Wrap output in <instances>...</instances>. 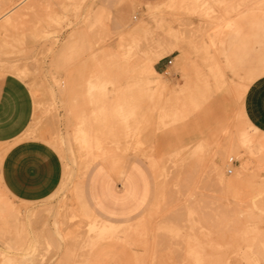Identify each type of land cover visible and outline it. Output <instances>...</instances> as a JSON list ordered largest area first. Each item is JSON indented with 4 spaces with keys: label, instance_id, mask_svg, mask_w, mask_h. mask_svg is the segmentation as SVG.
<instances>
[{
    "label": "rangeland",
    "instance_id": "rangeland-1",
    "mask_svg": "<svg viewBox=\"0 0 264 264\" xmlns=\"http://www.w3.org/2000/svg\"><path fill=\"white\" fill-rule=\"evenodd\" d=\"M40 3L53 7L50 12L35 8ZM69 3L84 7L78 15L64 16L56 5ZM169 3L193 7L157 11V5ZM259 3L0 0V74L15 72L20 79L14 67L27 71L34 99L27 130L59 142L56 156L63 170L57 191L42 201L20 200L6 187L0 192V264L25 257L30 264L161 259L238 264L245 250L259 261L264 229L250 201L264 181V140L233 119L228 103L235 78L258 69L264 58L260 10L250 7ZM45 16L56 23L42 26L39 40L21 44L23 30ZM174 45L180 48L160 60L168 66L158 82L144 65L154 52ZM183 52L188 56L184 70L181 58H175ZM134 158L150 170L151 203L139 217L116 223L118 232L94 249L89 244L95 239L93 224L107 219L87 202V175L98 162L118 168ZM82 205L90 214L81 211ZM145 217L152 226L149 240L138 235V222ZM161 226L169 232H160ZM250 226L256 232L246 238ZM103 248L108 256L99 255Z\"/></svg>",
    "mask_w": 264,
    "mask_h": 264
},
{
    "label": "crops",
    "instance_id": "crops-1",
    "mask_svg": "<svg viewBox=\"0 0 264 264\" xmlns=\"http://www.w3.org/2000/svg\"><path fill=\"white\" fill-rule=\"evenodd\" d=\"M154 4L155 0H142ZM180 47L174 45L154 52L148 59L152 60L151 70L144 65L154 80L160 81L166 73L167 63L160 60ZM165 49V50H164ZM169 52V53H168ZM153 56V57H152ZM157 57V58H155ZM181 58L183 70L188 63L185 52L175 58ZM148 61V60H147ZM146 61V62H147ZM155 67V68H154ZM161 75V76H160ZM205 79V85L208 86ZM34 113V99L28 86H22L20 79L7 75L0 87V150L28 129ZM246 115L251 124L264 132V84L258 83L252 91L246 105ZM37 144H12L9 148L7 180L5 187L16 198L28 201H42L57 191L62 181V166L57 156L49 152L52 160L50 171L39 187L28 188L17 177V159L25 153L37 151ZM35 179L38 172L31 173ZM154 190V181L147 164L142 159L134 158L123 167H114L108 162H98L89 171L85 181V197L89 205L99 216L113 224L123 223L139 217L149 207ZM106 248H103L105 250ZM107 250L99 253L106 254ZM102 258V257H99Z\"/></svg>",
    "mask_w": 264,
    "mask_h": 264
},
{
    "label": "snow or ice",
    "instance_id": "snow-or-ice-1",
    "mask_svg": "<svg viewBox=\"0 0 264 264\" xmlns=\"http://www.w3.org/2000/svg\"><path fill=\"white\" fill-rule=\"evenodd\" d=\"M133 8H143L147 7L149 10L153 9V5H130ZM53 5L40 3L35 5L37 9H46L47 11H51ZM57 8L62 10L64 16H68L70 13L75 12L77 15L80 12V9L84 7L79 3H69L67 5H56ZM193 7V5L183 4V3H169L163 5H157L156 9L159 11L161 8H170V9H179L184 10L185 8ZM196 7H201L200 5H196ZM205 9L210 6L205 4L202 5ZM218 7H237L236 5H218ZM239 7H247L245 5H239ZM250 7H258L260 10V32L261 39L264 41V0H260L259 5H251ZM56 21L53 20L51 16L45 17H37V20L33 25L27 27L23 30V36L20 37L19 42L21 44L26 45L30 40L37 41L40 39V31L43 27H48L52 24H55ZM97 24H99V20H97ZM264 47V44H262ZM64 59V57H61ZM15 76L16 73L13 72ZM7 76V72L0 74V87L3 86L5 78ZM20 82L22 86H27L31 83L29 79L25 77L23 73L20 74ZM264 84V58L261 59L258 69L242 74L240 77L235 78V82L230 86L228 91V103L231 108V114L234 120L242 122L245 128L249 131V133H254L255 136L264 140V132H257L253 127L251 122L248 120L246 115V105L250 99L252 91L255 89L256 85ZM32 141H36L38 150L35 152L25 153L17 159L16 168H17V177L28 188L39 187L42 184L50 171L52 160L48 159V153L52 152L55 155L59 156V142L51 139H41L38 134H33L31 129L25 131L22 136L15 137L10 144L5 145L3 151H0V192H4L5 183L7 180V168H8V158L10 155L9 148L12 144L15 145H24L28 144ZM155 149L153 148V151ZM35 171L39 173L37 178H33L31 173ZM9 199H12L11 195L8 196ZM257 200L260 202V208L255 209V204ZM16 203H20L19 200H16ZM250 204L253 205V211H259L260 214V227L264 229V181L261 182L260 185V194L258 197H253L250 201ZM25 207H32V205H25ZM81 211L87 214H90V209L86 205L81 206ZM159 211V209H157ZM166 220H172L175 222L178 220V217H166ZM139 231L138 235H140L141 240H149L151 237V224L149 223V218L145 217L142 221L138 222L137 225ZM160 232H169V229L161 226L158 229ZM256 232V228L254 226H250L246 232L244 233L247 238L250 235H253ZM112 233L110 232H97L95 234V239L90 240L89 244L92 248L98 247L100 244L105 241L108 236ZM174 234V232L172 233ZM248 251L245 250L241 253V259L238 261V264H264V230L260 231V259L259 261L250 258L248 255ZM4 264H30L27 257L23 259L17 260H9L5 261ZM32 264H39L38 261L32 262ZM64 264H120L118 261H73L67 260ZM136 264H169L166 259L142 262L137 261ZM195 264H201V262L196 261ZM203 264H209V262L205 261ZM219 264V262H216Z\"/></svg>",
    "mask_w": 264,
    "mask_h": 264
},
{
    "label": "bare ground",
    "instance_id": "bare-ground-1",
    "mask_svg": "<svg viewBox=\"0 0 264 264\" xmlns=\"http://www.w3.org/2000/svg\"><path fill=\"white\" fill-rule=\"evenodd\" d=\"M97 50V49H96ZM165 50V49H164ZM153 57V56H152ZM155 58H157V57H155ZM153 64H154V62H153ZM152 64V60L151 59H149V63H148V65H147V68L149 69V67H150V69H151V66L153 65ZM12 67H14V66H12ZM155 68V67H154ZM14 70L15 71H18L20 74L21 73H25L26 75H28L26 72L27 71H25V70H23V69H20V68H18V67H14ZM152 70V69H151ZM154 70V69H153ZM152 70V71H153ZM161 76V75H160ZM81 130H84V129H81ZM83 134V133H82ZM85 135V134H84ZM80 136V135H79ZM87 136V135H86ZM89 137V136H88ZM80 138V137H79ZM85 138V137H84ZM81 139H83V138H81ZM242 141H244V140H242ZM84 143H85V141H84ZM90 143V142H89ZM245 143V142H244ZM247 143V142H246ZM101 145V144H100ZM248 145V144H247ZM254 145V144H253ZM258 145V144H257ZM90 146V145H89ZM231 147H233L232 145H231ZM248 147H250V146H248ZM260 148H261V146H260ZM225 150V152L227 151V149L226 148H224ZM234 150V149H233ZM250 150H252L251 148H250ZM1 151V150H0ZM3 151V150H2ZM261 151V150H260ZM263 151V150H262ZM228 152V151H227ZM231 152V151H230ZM235 152H237V151H235L234 150V153ZM252 152V151H251ZM250 152V153H251ZM90 153V152H89ZM229 153V152H228ZM254 153V152H253ZM230 154V153H229ZM228 154V155H229ZM258 155H259V153H257ZM263 155H264V153H262ZM254 155V154H253ZM239 157V156H238ZM232 159H234V157H231ZM231 158H229V160L231 159ZM247 164V163H246ZM247 166H248V164H247ZM217 167V166H216ZM215 168V167H214ZM217 169V168H216ZM219 169V168H218ZM217 172L219 171V170H216ZM245 172V171H244ZM219 173V172H218ZM241 174V173H240ZM239 175V173H237V176ZM219 177H222V176H219ZM238 179V178H237ZM222 180H223V178H222ZM9 208V207H8ZM8 208H6V211H7V209ZM11 209V208H10ZM12 210H13V208H12ZM14 212V211H13ZM13 212H11V213H13ZM19 213V210H15V213ZM7 216H8V214H7ZM4 217H5V215H4ZM20 224V223H19ZM20 226V225H19ZM93 230L97 233V232H101V233H105V232H110V233H112L111 235H115L117 232H118V230H119V227L117 226V224H113V223H110V222H107V221H105V222H98V223H95L94 222V224H93ZM121 232V231H120ZM110 235V236H111ZM110 236H108V238L110 237Z\"/></svg>",
    "mask_w": 264,
    "mask_h": 264
},
{
    "label": "built area",
    "instance_id": "built-area-1",
    "mask_svg": "<svg viewBox=\"0 0 264 264\" xmlns=\"http://www.w3.org/2000/svg\"><path fill=\"white\" fill-rule=\"evenodd\" d=\"M172 62H173L172 59H169V60H168V64H169V65H171ZM229 163H230V166H234V164L236 163V160H234V159L231 158V159L229 160ZM232 171H233V169H232L231 167L228 168V172H229V173H232Z\"/></svg>",
    "mask_w": 264,
    "mask_h": 264
}]
</instances>
